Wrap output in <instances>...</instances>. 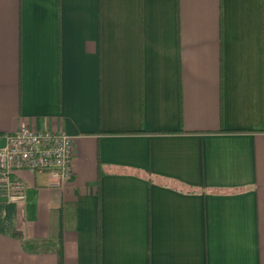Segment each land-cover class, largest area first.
Masks as SVG:
<instances>
[{"label":"crops","instance_id":"obj_1","mask_svg":"<svg viewBox=\"0 0 264 264\" xmlns=\"http://www.w3.org/2000/svg\"><path fill=\"white\" fill-rule=\"evenodd\" d=\"M22 126L74 175L15 172L0 264H264V0H0V148Z\"/></svg>","mask_w":264,"mask_h":264},{"label":"built area","instance_id":"obj_2","mask_svg":"<svg viewBox=\"0 0 264 264\" xmlns=\"http://www.w3.org/2000/svg\"><path fill=\"white\" fill-rule=\"evenodd\" d=\"M74 139L50 129L22 126L9 133L0 148V192L13 201L25 198L24 184L15 177L20 169L47 171L57 185L73 178Z\"/></svg>","mask_w":264,"mask_h":264},{"label":"trees","instance_id":"obj_3","mask_svg":"<svg viewBox=\"0 0 264 264\" xmlns=\"http://www.w3.org/2000/svg\"><path fill=\"white\" fill-rule=\"evenodd\" d=\"M102 163L99 162V174L101 175L103 173V169L101 168ZM63 263L62 255H60V264Z\"/></svg>","mask_w":264,"mask_h":264}]
</instances>
